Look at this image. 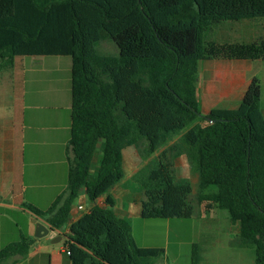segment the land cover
Here are the masks:
<instances>
[{
  "label": "trees",
  "instance_id": "obj_1",
  "mask_svg": "<svg viewBox=\"0 0 264 264\" xmlns=\"http://www.w3.org/2000/svg\"><path fill=\"white\" fill-rule=\"evenodd\" d=\"M264 19V0H0V70L15 57L70 58L67 187L46 211L24 205L50 230L69 220L81 188L94 203L124 179L122 149L143 144L155 156L138 174L142 220H188L195 214L190 181L176 176L185 154L198 174L202 214L225 210L238 232L232 245L254 250L264 264V117L253 78L238 108L198 111V62L262 59L264 41L218 46L207 41L222 22ZM108 41L117 55H99ZM100 155L96 174L91 165ZM213 189V191H212ZM70 264H154L164 250L136 246L128 221L93 206L68 225ZM33 240L0 250V264L27 256ZM191 264H196L195 247Z\"/></svg>",
  "mask_w": 264,
  "mask_h": 264
},
{
  "label": "crops",
  "instance_id": "obj_2",
  "mask_svg": "<svg viewBox=\"0 0 264 264\" xmlns=\"http://www.w3.org/2000/svg\"><path fill=\"white\" fill-rule=\"evenodd\" d=\"M207 41L218 46L258 44L264 41V19L216 24L208 32ZM253 78L260 82V109L264 117V60L217 58L199 61L195 86L198 111L208 114L213 109L238 108ZM69 137L70 58L15 57L10 70H0V222L10 223L12 229L34 240L30 248L34 246L35 256L29 255V248L27 256L12 257L9 259L10 264H70L65 249L42 253L45 247L34 237V219L60 240L64 239L68 225L89 212L93 206L110 209L117 218L129 224L131 219H140V203L144 197L138 174L149 164L147 160L152 158L153 164L156 156L143 159L142 143L122 149L124 179L108 193L114 202L112 208L105 205L106 196L94 203L90 202L85 189L81 188L71 205L68 224L61 230H50L44 220L24 208V205H29L44 212L66 191L67 183L46 188L38 185L36 180L55 179V174L52 175L49 170L44 172L47 167H55L53 172H59L62 178L65 175L67 178L66 147ZM95 158L99 165L100 155L97 151L91 171ZM174 165L177 178L187 179L198 186V174L185 154L179 155ZM97 169L98 166L91 174L95 175ZM188 172H193L195 176L192 178ZM129 178L138 183L142 195L124 202L120 192L121 183ZM190 185L196 194L197 188ZM77 200L88 202V208L76 203ZM44 201L48 204L45 209ZM179 260L183 261L182 264H191L192 256H173V264ZM160 264H169L168 256ZM196 264H255V256H196Z\"/></svg>",
  "mask_w": 264,
  "mask_h": 264
},
{
  "label": "rangeland",
  "instance_id": "obj_3",
  "mask_svg": "<svg viewBox=\"0 0 264 264\" xmlns=\"http://www.w3.org/2000/svg\"><path fill=\"white\" fill-rule=\"evenodd\" d=\"M96 50L99 55H117V49L109 42L98 44ZM151 162L152 158L147 160V163ZM97 166L98 163L95 158L92 166V173ZM47 170L52 172V175L55 174V179H38L36 180L38 185H42L46 188H53L56 185L67 183L66 175L62 178V174L60 175L59 172H53L55 167H47L44 169V172ZM189 176L193 178L195 174L192 172ZM190 183L193 185L192 181H190ZM121 185L120 192L122 193L124 202L128 199H136L142 195L139 185L134 179H126ZM193 187L196 189L197 184L196 186L193 185ZM190 199L196 212L195 216L191 219L130 220L132 228L131 235L136 246H151L164 250L163 255L155 260L153 262L154 264H160L162 259L166 256H168L169 264H173V256H192L194 247L196 256H254L253 249L238 248L232 245L238 232V226L231 224L227 211L214 209L210 213L202 214L197 207L194 192H192ZM44 202L45 209L48 204L46 205V201ZM76 203L82 204L85 208L89 206V203L86 201L81 202L77 200ZM14 221L16 220L14 219ZM167 222H170L168 226ZM0 234V250L11 243L19 241L21 237L20 231L12 229L10 223L6 221L0 222ZM56 239L57 237H53L52 233L40 238L39 242L45 247L42 253L49 254L52 250H64V239L53 243ZM33 242L35 241L33 240ZM33 251L34 246L29 250L30 256H35L33 255ZM182 263V260L177 262V264ZM1 264H10V261L7 260Z\"/></svg>",
  "mask_w": 264,
  "mask_h": 264
},
{
  "label": "water",
  "instance_id": "obj_4",
  "mask_svg": "<svg viewBox=\"0 0 264 264\" xmlns=\"http://www.w3.org/2000/svg\"><path fill=\"white\" fill-rule=\"evenodd\" d=\"M32 222L35 226V228H34V237L35 238L40 239L49 233V229L46 228L43 224L37 222L35 219ZM57 241H60V238H57L56 240H54L53 243L57 242Z\"/></svg>",
  "mask_w": 264,
  "mask_h": 264
},
{
  "label": "built area",
  "instance_id": "obj_5",
  "mask_svg": "<svg viewBox=\"0 0 264 264\" xmlns=\"http://www.w3.org/2000/svg\"><path fill=\"white\" fill-rule=\"evenodd\" d=\"M78 209H81V207H78ZM65 254L66 255H69V252L68 251H65Z\"/></svg>",
  "mask_w": 264,
  "mask_h": 264
}]
</instances>
